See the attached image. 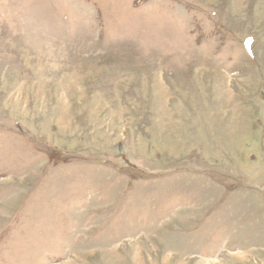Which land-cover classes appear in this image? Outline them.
<instances>
[{
  "label": "rangeland",
  "instance_id": "1",
  "mask_svg": "<svg viewBox=\"0 0 264 264\" xmlns=\"http://www.w3.org/2000/svg\"><path fill=\"white\" fill-rule=\"evenodd\" d=\"M0 264H264V0H0Z\"/></svg>",
  "mask_w": 264,
  "mask_h": 264
}]
</instances>
